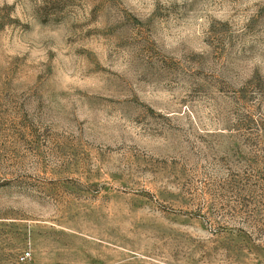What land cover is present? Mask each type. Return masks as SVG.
<instances>
[{
  "label": "rangeland",
  "instance_id": "rangeland-1",
  "mask_svg": "<svg viewBox=\"0 0 264 264\" xmlns=\"http://www.w3.org/2000/svg\"><path fill=\"white\" fill-rule=\"evenodd\" d=\"M259 228L264 0H0V264H264Z\"/></svg>",
  "mask_w": 264,
  "mask_h": 264
},
{
  "label": "built area",
  "instance_id": "built-area-1",
  "mask_svg": "<svg viewBox=\"0 0 264 264\" xmlns=\"http://www.w3.org/2000/svg\"><path fill=\"white\" fill-rule=\"evenodd\" d=\"M28 255H29V252L22 253L21 256H20V260H22V261L25 260Z\"/></svg>",
  "mask_w": 264,
  "mask_h": 264
},
{
  "label": "trees",
  "instance_id": "trees-1",
  "mask_svg": "<svg viewBox=\"0 0 264 264\" xmlns=\"http://www.w3.org/2000/svg\"><path fill=\"white\" fill-rule=\"evenodd\" d=\"M263 228H259L258 230H259V232L258 233H262L264 230H262Z\"/></svg>",
  "mask_w": 264,
  "mask_h": 264
}]
</instances>
